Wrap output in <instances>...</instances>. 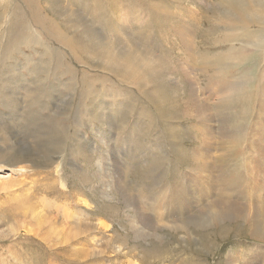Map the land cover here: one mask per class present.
Here are the masks:
<instances>
[{
    "label": "rangeland",
    "instance_id": "rangeland-1",
    "mask_svg": "<svg viewBox=\"0 0 264 264\" xmlns=\"http://www.w3.org/2000/svg\"><path fill=\"white\" fill-rule=\"evenodd\" d=\"M254 14L264 0H0V264H225L255 252L242 234L210 255L198 233L145 238L130 204L153 217L152 200L188 182L204 127L190 78L203 96L214 81L250 80L218 117L241 133L220 153L245 175L246 134L264 125Z\"/></svg>",
    "mask_w": 264,
    "mask_h": 264
},
{
    "label": "bare ground",
    "instance_id": "bare-ground-1",
    "mask_svg": "<svg viewBox=\"0 0 264 264\" xmlns=\"http://www.w3.org/2000/svg\"><path fill=\"white\" fill-rule=\"evenodd\" d=\"M254 18L256 23H261L264 21V14H254ZM194 78H190L192 94L188 100V108L194 114L193 118L199 122L198 124L204 127H202L203 131L202 129L197 131L200 134L199 138H196L199 148L189 154V163L193 169L184 177L190 180L187 179L188 182L183 185L182 181L180 185L177 184L178 186L161 192L158 198L153 199L152 203L155 207L153 217L147 216L133 200L130 204L136 210L135 212L138 211L136 213L138 222L142 225L141 227L132 226L134 233L139 235L143 233L146 235L145 238L152 239H157V235L163 230L174 236L181 234L185 239H190L194 233H198L207 242L210 248L209 255L221 252L220 245L223 242L226 243L229 234L233 233L235 237L242 234L252 240L256 248L255 252L250 250L251 253H247L248 256L244 260H240L238 255L235 256L233 251L227 252L224 263L264 264V125L258 119L257 129L250 130V134H246V136L249 135L251 143H255L248 150L250 165L248 170H244L245 175L242 176L237 170L234 172V167L231 168L229 165L231 160H226L229 156L225 151L220 153L223 145H226L227 150L231 149L238 140L242 141V136L239 130L233 129L224 119L218 118L219 110L222 112L228 103L246 99L240 91L247 89L249 86L247 83L250 80L239 79L225 86L219 81L220 84H216L217 82L212 79L215 84L212 86L209 84V93L203 96L200 92L198 93ZM220 88H224L226 93H218ZM247 96L249 97L248 94ZM262 110L260 106L258 111ZM214 123L218 124V129L212 126ZM119 184L121 185V182ZM122 184L121 192L127 199L126 193L130 188L126 182L123 181ZM130 204L127 205L131 207ZM239 223H242L244 227H240ZM158 258H154L156 260L154 263H162V260ZM192 259L196 261L194 257H186L181 263L195 264L191 263Z\"/></svg>",
    "mask_w": 264,
    "mask_h": 264
}]
</instances>
